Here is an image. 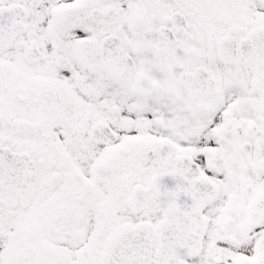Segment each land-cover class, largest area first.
I'll use <instances>...</instances> for the list:
<instances>
[{
    "label": "snow or ice",
    "instance_id": "snow-or-ice-1",
    "mask_svg": "<svg viewBox=\"0 0 264 264\" xmlns=\"http://www.w3.org/2000/svg\"><path fill=\"white\" fill-rule=\"evenodd\" d=\"M0 264H264V0H0Z\"/></svg>",
    "mask_w": 264,
    "mask_h": 264
}]
</instances>
